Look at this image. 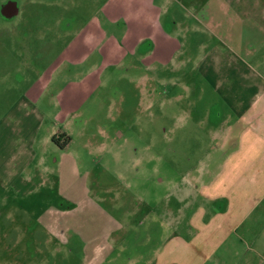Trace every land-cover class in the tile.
I'll use <instances>...</instances> for the list:
<instances>
[{
  "label": "rangeland",
  "instance_id": "rangeland-1",
  "mask_svg": "<svg viewBox=\"0 0 264 264\" xmlns=\"http://www.w3.org/2000/svg\"><path fill=\"white\" fill-rule=\"evenodd\" d=\"M106 1L0 0V71L14 66L18 54L33 58L50 51L48 43L61 30L57 23L82 25L88 10ZM208 1L216 12L228 10L219 14L222 24L190 26L185 76L159 73L158 103L146 99L144 79L111 77L88 112L81 151L73 158L78 168L42 177L25 196L12 198L13 192L0 189V264H264V190H252L244 202L235 198L242 192L232 190L230 205L213 199L228 192L221 178L208 188L216 175L197 174L209 162L201 164L200 157L219 148L210 133L219 107L210 90L216 68L210 57L221 58L222 73L230 56L247 64L241 70L245 66L233 60L237 86L264 84V46L250 41L245 14L264 0ZM9 2L17 15L6 18L1 10ZM177 76L192 88L191 112L169 104L164 92ZM99 102L103 107L95 109ZM195 118L201 126H193ZM211 161L214 168L218 160ZM51 210L66 214L48 222Z\"/></svg>",
  "mask_w": 264,
  "mask_h": 264
},
{
  "label": "crops",
  "instance_id": "crops-1",
  "mask_svg": "<svg viewBox=\"0 0 264 264\" xmlns=\"http://www.w3.org/2000/svg\"><path fill=\"white\" fill-rule=\"evenodd\" d=\"M210 3L208 0H107L102 6L88 10V19L82 25L68 22L63 28L62 23H57L61 30L48 43L50 51L33 58L18 54L14 66L0 71V189L13 192L12 198L25 196L43 181L42 177L78 168L73 158L81 151L78 140L92 116L88 112L93 111L97 94H105L106 82L111 77L133 75L135 79H144L146 87L143 89L140 83V91L144 90L147 100L156 98L157 102V90L162 84L159 73L165 72L166 77L179 73L185 76L183 64L187 61L185 47L189 46L190 26L195 29L221 26L219 14L225 15L228 10L220 7L216 12ZM255 5L245 13L250 41L264 46V2L256 1ZM1 13L11 18L17 15V8L9 2ZM210 58L216 64L215 83L210 90L217 97L213 105L219 106L215 107L218 120L210 127V133L213 132V141L219 148H214V155L200 157L201 164L203 159L209 162L197 174L216 175L208 188L217 185L221 178L228 185V192L213 199L235 205L229 199L230 191L242 192L235 198L244 202L252 198L249 194L252 190H264V84L262 81L257 86L253 84L251 90L239 87L233 60L245 66L241 70L247 64L230 56L231 60L223 67L225 72L228 66V71L222 73L223 70L217 71V67L221 70L218 66L221 58ZM182 77L168 82L164 92L170 94L169 104L181 103L183 112H191L195 106L189 97L192 88L182 82ZM193 88L197 95L201 93L198 87ZM117 92L121 107L120 88ZM99 103L95 109L103 107ZM120 111L119 108L117 112ZM196 121L197 118L194 127L202 125ZM88 146L91 144L83 146L85 156ZM98 148L101 152L108 151L102 145ZM212 159L218 160L214 168ZM216 190L220 192L217 187ZM191 193L188 190L187 196ZM63 214L66 213L51 210L48 222H54L52 216L57 221ZM80 240L86 242L83 245L86 248L87 241Z\"/></svg>",
  "mask_w": 264,
  "mask_h": 264
}]
</instances>
